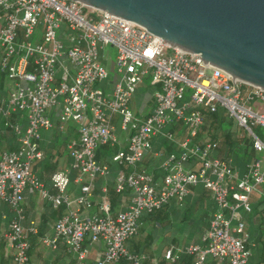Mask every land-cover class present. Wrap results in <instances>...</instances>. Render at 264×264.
<instances>
[{"label": "built area", "instance_id": "built-area-1", "mask_svg": "<svg viewBox=\"0 0 264 264\" xmlns=\"http://www.w3.org/2000/svg\"><path fill=\"white\" fill-rule=\"evenodd\" d=\"M116 50L112 61L108 48ZM199 54L189 53L154 39L144 27L94 9L78 0H0V75L11 82L5 96L0 90V115L24 113L26 126L5 122L16 136L17 147L0 154V203L14 213L5 234L12 264H27L29 233L24 226V193H38L52 208L65 207L43 245L63 244L83 259V242L103 244L96 264H114L140 258L126 248L138 232L140 219L168 203L183 202L189 187L201 184L214 199L215 209L202 240L204 246L169 248L165 259L174 262L190 256L189 264H205L208 257L219 264H248L245 224L239 210L251 211L250 196L264 187V164L254 158L240 176L229 158L215 156L216 141L192 143L204 119L201 107L223 110L250 138L255 152L264 153V90L231 78L223 70L202 65ZM115 79L111 86L106 83ZM152 89L145 113H134L132 103L140 86ZM188 92V96H186ZM59 109V130L71 122L77 139L68 145L70 170L93 181L107 173L96 159L101 147L116 148L110 162L132 171L117 172L115 189L131 193L130 204L112 216H82L89 207L91 185L81 195H68V171H56L50 193L33 172L44 157L41 131L56 126L49 112ZM116 118V121L115 119ZM181 124L187 138L176 143L180 152L162 163V181L138 168L152 149V140L164 136L168 126ZM126 133L121 146L120 133ZM195 168V169H192ZM76 205L77 208H72Z\"/></svg>", "mask_w": 264, "mask_h": 264}, {"label": "crops", "instance_id": "crops-1", "mask_svg": "<svg viewBox=\"0 0 264 264\" xmlns=\"http://www.w3.org/2000/svg\"><path fill=\"white\" fill-rule=\"evenodd\" d=\"M114 79L115 76L106 83V86H111ZM143 87L145 90L140 94H149L143 100H139V94L135 95L132 110L136 114L147 112L151 105L152 89L144 85ZM10 88L11 82L7 80L5 75H0L2 94L6 96ZM58 115V108L49 112V117L56 123V126L51 131H41L40 147L44 152V157L42 160L34 162L33 172L40 178L50 193H55L50 183L51 175L56 171H68L70 179L68 195L71 199L81 195L82 186L91 185V194L88 197L90 206L79 208L82 216L103 215L100 210L103 203L109 206L112 216L124 211L130 204L131 193L129 191L118 193L115 189V177L118 171L123 170L125 173H129L132 168L119 167L111 163L110 157L115 153L116 148L101 147L96 152V159L99 163L107 166V173L103 176H97L93 181H90L87 177L77 181V173L69 169L71 161L68 155V145L77 139V126L69 122L62 131L59 130L57 128ZM114 119L116 121V118ZM6 121L11 124H19L23 129L26 126L24 113L0 115V154L3 151L13 150L17 147L16 136L9 127L5 126ZM165 132L173 136L174 142H170L164 136L153 138L151 151L145 155L138 166V168L147 169L157 184L162 181L164 172L161 166L167 155L170 153L178 154L180 150L176 143L187 138L185 128L181 124L168 126ZM125 138L126 133H120L121 146L123 147L126 145ZM202 141L209 140H203L198 136L192 139V143ZM254 154V157L247 161L243 157H240L239 161L229 158L238 175L241 176L244 173L245 165L248 162L254 158H259L257 152L254 151ZM215 156L221 158L219 149L215 152ZM262 162L264 163L263 160ZM250 205V212L242 209L238 211L241 221L245 224L250 257L256 254V259L252 263L248 261V264H262L264 263V226L262 225L264 223V187L261 188L260 193H253L250 196ZM22 207L25 216L23 223L25 228L34 230L29 233L30 246L27 264H96L99 255L104 251L103 244L91 243L86 239L82 246L86 252L83 259H79L75 252L69 250L63 244H59L58 248L54 250L42 244L41 239L52 234L55 221L65 211L64 206L54 209L38 193L25 192ZM72 208L76 209L77 206L73 205ZM214 209L215 202L208 190L204 189L199 183L190 186L188 195L183 202L172 201L157 212L143 216L140 219L138 232L127 240L125 246L130 253H134L140 258V264H143L144 261L149 264H158L164 261V254L169 248L175 250L190 244L202 247L205 245L202 238L208 229ZM13 216V211L5 204L0 203V264H12V253L5 239V234ZM183 256L189 259V256L186 255L180 257ZM186 258L182 259L186 261ZM120 261L114 264H119ZM205 264L219 263L208 257Z\"/></svg>", "mask_w": 264, "mask_h": 264}, {"label": "water", "instance_id": "water-1", "mask_svg": "<svg viewBox=\"0 0 264 264\" xmlns=\"http://www.w3.org/2000/svg\"><path fill=\"white\" fill-rule=\"evenodd\" d=\"M264 90V0H78Z\"/></svg>", "mask_w": 264, "mask_h": 264}, {"label": "trees", "instance_id": "trees-1", "mask_svg": "<svg viewBox=\"0 0 264 264\" xmlns=\"http://www.w3.org/2000/svg\"><path fill=\"white\" fill-rule=\"evenodd\" d=\"M206 110L207 112L202 111L204 123L203 126L200 128L197 136L202 138L203 140L218 141V149L221 158H233L236 161H239L240 157H243L245 161L250 158H253L255 154L251 147L250 138L247 136L246 138H234L231 133L224 131V128L221 125L222 121L218 117V112H212L209 109ZM262 225L264 226V223ZM180 258L181 257H179V259ZM182 258L186 257L183 256ZM179 259L174 262L165 259L164 261H161L158 264H189L192 258H190L189 256V259L186 258V261L184 259ZM119 264H132V262L123 259L120 261ZM143 264L149 263L147 261H144Z\"/></svg>", "mask_w": 264, "mask_h": 264}, {"label": "rangeland", "instance_id": "rangeland-1", "mask_svg": "<svg viewBox=\"0 0 264 264\" xmlns=\"http://www.w3.org/2000/svg\"><path fill=\"white\" fill-rule=\"evenodd\" d=\"M108 51H109L111 59L113 61L115 54H116V50L112 47H109ZM148 83H149V79L147 78V79H145L146 85H144V86L147 87ZM144 90H145V88L143 86L139 87V89L137 90L136 94H139V100H143L144 97H146L149 94V93L140 94V93L144 92ZM186 96H188V92H187ZM200 110H201V112L202 111L207 112V110L203 107H201ZM218 117L222 121L221 125L223 126L225 132L231 133L234 138H246L245 132L240 127H238L235 120L233 118L229 117V115L226 112H224L223 110H220L218 112ZM216 142L219 143L218 141H216ZM258 157L264 161V153L263 152H258ZM255 259H256V254L255 255L253 254L249 259V263H252Z\"/></svg>", "mask_w": 264, "mask_h": 264}]
</instances>
